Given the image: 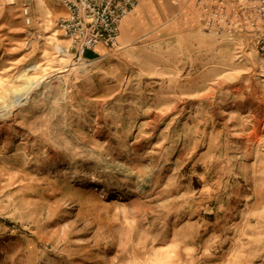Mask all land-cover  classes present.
Masks as SVG:
<instances>
[{
  "label": "rangeland",
  "instance_id": "obj_1",
  "mask_svg": "<svg viewBox=\"0 0 264 264\" xmlns=\"http://www.w3.org/2000/svg\"><path fill=\"white\" fill-rule=\"evenodd\" d=\"M167 1L80 61L0 0V264H264V59Z\"/></svg>",
  "mask_w": 264,
  "mask_h": 264
},
{
  "label": "built area",
  "instance_id": "obj_2",
  "mask_svg": "<svg viewBox=\"0 0 264 264\" xmlns=\"http://www.w3.org/2000/svg\"><path fill=\"white\" fill-rule=\"evenodd\" d=\"M66 15L57 27L81 61L87 51L104 45L115 48L124 22L143 0H58ZM181 11L193 6L200 15L202 28L228 42L253 43L264 59V0H170ZM22 14L27 26L32 25L30 7Z\"/></svg>",
  "mask_w": 264,
  "mask_h": 264
},
{
  "label": "crops",
  "instance_id": "obj_3",
  "mask_svg": "<svg viewBox=\"0 0 264 264\" xmlns=\"http://www.w3.org/2000/svg\"><path fill=\"white\" fill-rule=\"evenodd\" d=\"M43 5L45 6V3H43ZM60 9V16H65L66 12L62 6ZM173 13H176L175 8L167 0H146L122 25L118 37L119 42L128 46L132 41L139 38L143 32L141 22L143 23V20H147V15L150 19L152 17L155 18L156 21H160L166 19V17L168 18L169 15H172ZM196 24L197 22L194 23V27H200L199 21L198 25Z\"/></svg>",
  "mask_w": 264,
  "mask_h": 264
},
{
  "label": "bare ground",
  "instance_id": "obj_4",
  "mask_svg": "<svg viewBox=\"0 0 264 264\" xmlns=\"http://www.w3.org/2000/svg\"><path fill=\"white\" fill-rule=\"evenodd\" d=\"M11 3H9L10 5H13L14 4V1H10Z\"/></svg>",
  "mask_w": 264,
  "mask_h": 264
}]
</instances>
